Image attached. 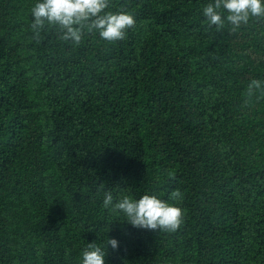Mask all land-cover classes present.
<instances>
[{"label": "trees", "instance_id": "trees-1", "mask_svg": "<svg viewBox=\"0 0 264 264\" xmlns=\"http://www.w3.org/2000/svg\"><path fill=\"white\" fill-rule=\"evenodd\" d=\"M207 2L109 0L135 25L77 44L0 0V264H78L105 236V264H264V17L217 28ZM104 191L154 193L182 224L134 227Z\"/></svg>", "mask_w": 264, "mask_h": 264}, {"label": "clouds", "instance_id": "clouds-1", "mask_svg": "<svg viewBox=\"0 0 264 264\" xmlns=\"http://www.w3.org/2000/svg\"><path fill=\"white\" fill-rule=\"evenodd\" d=\"M29 12L32 27L37 32L46 25H55L61 30L62 39L77 44L85 26L102 40L113 42L124 39L126 31L136 23L130 11L109 10V0H34ZM201 14L209 25L217 28L226 22L238 27L251 17H264V0H208ZM256 90L264 92V82L253 79L247 86L248 95L255 94ZM179 196V192L173 193L172 200ZM102 207L134 227L151 230L175 231L181 226L184 215L178 204L151 192L135 197L115 196L111 191H104ZM109 230L110 225H105L101 231ZM118 246V240L111 236L88 242L80 250L78 264H105L107 250Z\"/></svg>", "mask_w": 264, "mask_h": 264}]
</instances>
